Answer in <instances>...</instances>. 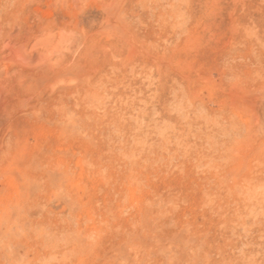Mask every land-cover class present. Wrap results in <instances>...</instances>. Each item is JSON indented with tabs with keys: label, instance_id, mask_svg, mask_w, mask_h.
Segmentation results:
<instances>
[{
	"label": "rangeland",
	"instance_id": "obj_1",
	"mask_svg": "<svg viewBox=\"0 0 264 264\" xmlns=\"http://www.w3.org/2000/svg\"><path fill=\"white\" fill-rule=\"evenodd\" d=\"M0 22L58 74L0 32V77L42 98L0 118V264H264V0H0Z\"/></svg>",
	"mask_w": 264,
	"mask_h": 264
},
{
	"label": "bare ground",
	"instance_id": "obj_2",
	"mask_svg": "<svg viewBox=\"0 0 264 264\" xmlns=\"http://www.w3.org/2000/svg\"><path fill=\"white\" fill-rule=\"evenodd\" d=\"M4 10V9H3ZM5 18V17H4ZM10 25V24H9ZM9 27V26H8ZM14 27H16L17 28V26H14ZM13 27V28H14ZM15 28V31L14 30H9V31H5V29H3V25H2V23L0 22V32H1V34H3V35H5L4 37H3V39L2 40H4V44H3V48H5L6 49V51H8L7 52V55H6V58L9 60H11V59H19L20 61L19 62H22V63H25V64H28V65H25V66H23V68H24V70H26V72L28 73V76H29V78L31 77V78H34V76L35 75H37L36 77H37V80H38V78H40V77H42L43 75H49V73L51 72L53 75L54 74H57L53 69H51V66H48L47 68L45 67L46 65H41L42 67H39L38 66V64H35L34 65V63H35V61H36V59L34 58V57H28V55H30V54H28V53H26L28 50H27V47L28 46H25L24 44L23 45H20L19 46V44H18V42H15V40L16 39H18L19 38V32L17 31V30H19L18 28L16 29ZM26 36V35H25ZM24 36V37H25ZM41 36V35H40ZM35 37V36H34ZM38 37V36H37ZM33 38V37H32ZM19 39H21V37L19 38ZM27 39H29V38H27ZM34 39H36V38H34ZM38 39V38H37ZM36 39V40H37ZM54 39V38H53ZM22 41V40H21ZM51 41H52V39H51V36H49V35H45V36H41L40 37V39H39V41L38 42H36L35 43V41L34 40H32V41H30V43H35L34 44V48L35 47H37L38 45H41V46H50V43H51ZM27 42L25 41V44H26ZM51 47H53V46H51ZM31 48V47H30ZM46 48V47H45ZM29 49V48H28ZM41 49V48H40ZM47 49V48H46ZM37 50V49H36ZM30 51V50H29ZM59 51V50H58ZM34 52V51H33ZM43 52H45V51H43ZM47 52V51H46ZM48 52H49V50H48ZM51 52V51H50ZM31 53V52H30ZM37 53V52H36ZM53 52H51V54H52ZM26 54H27V56H26ZM42 54V53H41ZM41 54L39 55L40 57H41ZM46 54V53H45ZM59 54V53H58ZM53 55H55V54H53ZM28 57V58H26V57ZM46 56V55H45ZM5 57V56H4ZM37 57H38V55H37ZM44 57V56H43ZM5 58V59H6ZM54 58H56V57H54ZM24 59L26 60V61H24ZM41 59L43 60V58L41 57ZM64 60V59H63ZM52 61H54V60H52ZM61 61V60H60ZM16 62V61H15ZM38 62V61H37ZM42 62V61H41ZM44 62V61H43ZM42 62V63H43ZM56 62V61H55ZM54 63V62H53ZM52 63V64H53ZM58 63V62H57ZM55 64V63H54ZM24 65V64H23ZM58 65H61V64H58ZM18 66V65H17ZM20 66V65H19ZM56 66V65H55ZM35 67V68H34ZM36 67H38L37 69H36ZM21 68V67H20ZM1 70V69H0ZM21 70V69H20ZM22 71V70H21ZM8 72V71H7ZM39 72H41V73H39ZM60 72V71H59ZM9 74V73H8ZM7 73H5V75H8ZM11 74H14V71H13V73H11ZM4 75V69L2 70V72H1V77H0V118H5V120H6V118H7V120L9 119V117H13L12 115H13V112H11L10 111V108H12L13 109V107L15 108V109H13L14 110V112H15V110H19L18 112L19 113H22L23 114V116H21V117H19V118H26L28 115L30 116V114H33V115H36L37 113H33L31 110H33V111H35V109L37 110V108H36V106L38 105L39 106V102H42L41 101V96H38V97H36L37 98V103H36V105H30V103H31V100H29V99H22L20 96H21V94H22V91H24L25 92V88H26V83H27V77L28 76H26V77H24V76H22L23 74H22V72H19L18 73V70H17V72H16V74L14 75L15 76V82L14 81H12L11 80V76H13V75H9L10 77L8 78V76L6 77V78H4L5 76H3ZM51 75V74H50ZM57 76H58V74H57ZM45 78V77H44ZM47 78V77H46ZM45 78V79H46ZM42 79V78H41ZM50 79V78H49ZM31 80V79H30ZM30 80H29V82H30ZM37 80H36V82H37ZM32 81H33V79H32ZM39 81H40V79H39ZM14 82V83H13ZM41 83V82H40ZM37 84V83H36ZM11 86L13 87V88H11ZM8 87V88H7ZM15 87H17V88H15ZM30 87H32V86H30ZM29 87V90L30 89H32V88H30ZM42 87V86H41ZM45 87V86H44ZM12 89H13V91H14V96L15 97H13V96H11V92H12ZM43 89V88H42ZM45 89V91L47 90L46 88H44ZM15 90L17 91V90H19V93H17L16 92V94H15ZM20 91H21V94H20ZM31 91V90H30ZM30 91H29V93H30ZM39 91V90H38ZM37 91V92H38ZM53 91V90H52ZM57 91V90H56ZM34 92V91H33ZM33 92H31V94H33ZM50 92V91H49ZM36 93V92H35ZM34 93V94H35ZM38 93H41L40 91L38 92ZM47 93V92H46ZM55 93V92H54ZM30 94V95H31ZM43 94V93H42ZM53 94V93H52ZM36 95H38V94H35L34 96H36ZM49 95V94H48ZM32 96V95H31ZM43 96H44V94H43ZM53 96V95H52ZM60 97V96H59ZM20 98V99H19ZM51 98V97H50ZM61 98H62V96H61ZM43 99H45V98H43ZM59 99V98H58ZM57 99V100H58ZM8 100H9V102H8ZM19 100V101H18ZM18 101V102H17ZM35 101V100H34ZM44 101V100H43ZM47 101V100H46ZM27 103H29V108L28 109H24L23 107H26L27 106ZM59 103V102H58ZM43 104V103H42ZM60 104V103H59ZM46 105V104H45ZM42 106V105H41ZM41 106H40V108H41ZM46 106H48V105H46ZM45 106V107H46ZM8 108V109H7ZM43 108V107H42ZM58 109V108H57ZM39 111V110H38ZM41 111V110H40ZM27 112H28V114H27ZM42 112V111H41ZM42 113H44V112H42ZM15 114H17V113H15ZM16 116H18V115H16ZM19 118H17V120L19 119ZM16 118L14 117V120H13V118H12V120H13V122L14 121H16L15 120ZM4 120V119H3ZM75 123V122H74ZM23 128V127H22ZM25 129V128H24ZM17 131V130H16ZM23 131H25V130H23ZM22 131V132H23ZM21 133V132H20ZM3 139V138H2ZM8 143V142H7Z\"/></svg>",
	"mask_w": 264,
	"mask_h": 264
}]
</instances>
